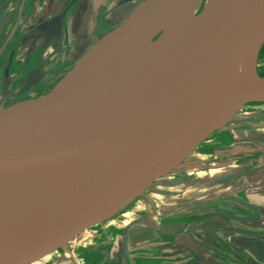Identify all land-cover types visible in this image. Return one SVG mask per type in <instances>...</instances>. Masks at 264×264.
<instances>
[{"label":"water","instance_id":"water-1","mask_svg":"<svg viewBox=\"0 0 264 264\" xmlns=\"http://www.w3.org/2000/svg\"><path fill=\"white\" fill-rule=\"evenodd\" d=\"M192 1L141 2L49 93L0 108V264L68 250L264 102V0L177 21Z\"/></svg>","mask_w":264,"mask_h":264},{"label":"rangeland","instance_id":"rangeland-1","mask_svg":"<svg viewBox=\"0 0 264 264\" xmlns=\"http://www.w3.org/2000/svg\"><path fill=\"white\" fill-rule=\"evenodd\" d=\"M97 1H85L81 6L82 12L79 10L77 15L66 16L70 21L72 19L75 38L70 39V43L74 46H62L59 52L70 57L72 63L106 34L103 32L105 26L107 31L114 29L143 2ZM205 2H200L197 10ZM119 6L129 11L122 19V12H112ZM61 12L51 16L56 17L58 28L64 24ZM49 32L40 31L34 35L45 36ZM46 40L50 42V37ZM39 50L36 49L35 53ZM42 54L50 57L55 52L44 47L39 51V56ZM260 66L264 75V46ZM209 139L211 141L207 143ZM209 139L188 156L177 170L159 179L116 217L84 231L74 239L69 248L79 264H84L82 259L87 264H99L105 253L108 256L105 264H126V252L135 245L136 240L137 243H151L152 254L168 257L170 250L173 258H161L162 261L179 264L183 261L180 260L181 255L190 256L197 252L196 239L202 234H209L212 238L216 234L217 240H220L230 237L228 233L237 234L235 239L239 249L247 247L248 241L244 237L246 235L247 238V234H252V246L257 243V247L252 253H243L242 250L236 252L235 258H229L227 254H222L223 251L229 252L225 239L223 241L227 244L220 247L221 264H227L228 259L231 264H251L253 260L264 264V102L246 105L226 127ZM126 217L132 221L124 224ZM238 234H241L240 239H237ZM180 239H186L187 252H183L186 249L183 246V250H179ZM214 240L211 243L215 245L217 241ZM139 249L144 248L140 246ZM127 263L134 264L129 259ZM34 264L75 263L66 251L58 250Z\"/></svg>","mask_w":264,"mask_h":264},{"label":"flooded vegetation","instance_id":"flooded-vegetation-1","mask_svg":"<svg viewBox=\"0 0 264 264\" xmlns=\"http://www.w3.org/2000/svg\"><path fill=\"white\" fill-rule=\"evenodd\" d=\"M85 1L88 0H0V108L28 100L31 96L39 97L49 93L73 68L75 62L72 63L71 58L62 55L59 50L62 46L68 48L74 46L70 43L72 42L70 39L75 38L72 19L70 21L67 17L79 14ZM49 7L54 9L50 10ZM117 11L122 12L121 19L129 12L127 8L121 6L112 9L113 13ZM59 12L64 16V24L58 28L56 17L51 16ZM104 29L103 32H109L106 26ZM40 31L50 32L45 36L34 35ZM49 37L50 42L46 40ZM44 47L51 48L55 54L50 57L43 54L39 56V51ZM36 49L40 50L35 53ZM56 52L59 53L56 55ZM260 68L261 66L259 72H261ZM209 141L211 140L206 142ZM129 221L132 220L126 217L124 224ZM71 252L74 254L73 251ZM103 252L105 253L104 250ZM63 253L65 256L66 253ZM105 255L107 253L102 260ZM82 260L87 264L85 259ZM73 261L76 264L77 260L73 259Z\"/></svg>","mask_w":264,"mask_h":264},{"label":"crops","instance_id":"crops-1","mask_svg":"<svg viewBox=\"0 0 264 264\" xmlns=\"http://www.w3.org/2000/svg\"><path fill=\"white\" fill-rule=\"evenodd\" d=\"M91 1V0H89ZM82 12V10H81ZM247 234V233H245ZM237 235V234H236ZM235 234L234 235H229L230 237H228L227 239L226 238H221L220 240H217V236L215 234V238H212L211 235L209 234H202L199 238L196 239V248H198L196 251L195 254L193 255H190V256H180V260H183L182 262L181 261H178V262H181L179 264H221V258H220V252H221V248L222 245L225 243L227 244L228 243V247H229V252H226L224 253V251L222 252V254H227L229 256V258H232L236 256V252H241L243 249H239L237 248L236 246V239H235ZM240 236L241 234H238V237L237 239H240ZM251 236L252 234H247V238H246V235H244L245 237V240L248 241V245L247 247H244L245 249L243 250L244 252L243 253H252L253 251V241H251ZM211 237V238H210ZM188 239V238H187ZM213 239H215L217 241V243L214 245L212 244L211 242L213 241ZM227 241L224 242L223 240ZM233 239V240H232ZM142 240V239H141ZM186 239H180V248L179 249L180 251L183 250V248H186L183 250V252H187V250L189 249L188 246L186 245L187 243H185ZM214 240V241H215ZM243 240V239H242ZM220 241L222 243H220ZM142 246V248L144 249H139V247ZM183 246V248H182ZM151 243H146L145 241H142L139 243H137V240L135 242V245H133V247H130L128 248L127 252H126V257H125V262L126 264H129L127 263L128 262V259L130 260V263L131 261L134 263V264H176V263H172V262H166L165 261H162L161 258H167L168 257L171 259L173 258L171 256V251L169 250V255L168 257H165L163 254H152L153 252H151ZM161 250V248H160ZM178 250V249H177ZM246 250H249V252H247ZM130 257V258H129ZM233 258V259H234ZM249 258L252 259V257L250 256ZM151 259H159V260H152L151 262ZM254 262L251 263V264H260L262 262H259V261H256V260H253ZM227 264H231V261L230 259H228V263Z\"/></svg>","mask_w":264,"mask_h":264},{"label":"bare ground","instance_id":"bare-ground-1","mask_svg":"<svg viewBox=\"0 0 264 264\" xmlns=\"http://www.w3.org/2000/svg\"><path fill=\"white\" fill-rule=\"evenodd\" d=\"M200 2H201V0H194V1L190 2L188 7L185 10H183L182 13L179 14V16L177 17V21L182 19V18H185L186 16L196 14V12L198 11L197 9L200 5ZM66 252L70 255V258L75 259V257H74L75 255L72 252H70V249L66 250ZM76 263L79 264L78 261Z\"/></svg>","mask_w":264,"mask_h":264},{"label":"trees","instance_id":"trees-1","mask_svg":"<svg viewBox=\"0 0 264 264\" xmlns=\"http://www.w3.org/2000/svg\"><path fill=\"white\" fill-rule=\"evenodd\" d=\"M262 51H263V48H262ZM262 51L260 53V57H261ZM259 74H260V76L264 77V75L261 72H259Z\"/></svg>","mask_w":264,"mask_h":264}]
</instances>
